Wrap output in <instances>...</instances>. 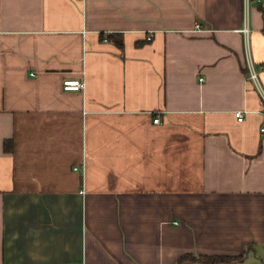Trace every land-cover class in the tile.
I'll use <instances>...</instances> for the list:
<instances>
[{
    "label": "crops",
    "instance_id": "crops-1",
    "mask_svg": "<svg viewBox=\"0 0 264 264\" xmlns=\"http://www.w3.org/2000/svg\"><path fill=\"white\" fill-rule=\"evenodd\" d=\"M244 1L0 0V264H264Z\"/></svg>",
    "mask_w": 264,
    "mask_h": 264
},
{
    "label": "built area",
    "instance_id": "built-area-1",
    "mask_svg": "<svg viewBox=\"0 0 264 264\" xmlns=\"http://www.w3.org/2000/svg\"><path fill=\"white\" fill-rule=\"evenodd\" d=\"M244 13H243V26L241 27V29H239V32L242 33L243 37H244V48H245V56H246V60H245V67L247 69L248 72V78L250 80H252L258 91L260 92V95L262 96V99L264 101V93L258 83V79H257V72L254 68V64L249 52V41H248V37H249V27H248V18H247V0L244 1ZM150 37H148L149 39ZM202 78L199 79V81H201ZM62 87L65 90H80V89H84L85 87V83L84 81H81L80 79H65L62 82ZM244 112L243 110H236L234 111V116L236 117V119L238 121H242L244 119ZM159 121V117L158 115L153 119L154 123H157ZM262 131L264 130V128L261 129ZM78 167H74V170H77Z\"/></svg>",
    "mask_w": 264,
    "mask_h": 264
},
{
    "label": "trees",
    "instance_id": "trees-1",
    "mask_svg": "<svg viewBox=\"0 0 264 264\" xmlns=\"http://www.w3.org/2000/svg\"><path fill=\"white\" fill-rule=\"evenodd\" d=\"M9 149H10L9 148V141H5L4 142V150L8 151ZM188 256L189 255H186V256H184L182 258H186ZM196 258L202 260L205 263H215V262H226V261L232 260L234 258H240V257H225V256L213 255V256H199V257H196Z\"/></svg>",
    "mask_w": 264,
    "mask_h": 264
}]
</instances>
